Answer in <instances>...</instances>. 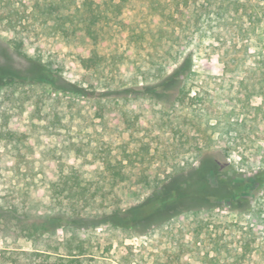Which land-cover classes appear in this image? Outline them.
<instances>
[{
    "label": "rangeland",
    "instance_id": "obj_1",
    "mask_svg": "<svg viewBox=\"0 0 264 264\" xmlns=\"http://www.w3.org/2000/svg\"><path fill=\"white\" fill-rule=\"evenodd\" d=\"M161 1L182 23L171 33V49L163 48L161 55L170 51L176 58L185 53L194 57L187 90L196 99L173 110L121 96L124 89L151 78L154 69L147 55L152 50L137 52L129 46L120 25H102L104 40L99 45L80 34L49 36L52 30L40 25L24 33L25 55L40 60L62 81L0 91V264H31L25 252L63 251L72 237H78L75 243L84 242L83 264H264V194L253 200L251 210H231L223 204L196 213L193 206L182 205L146 230L102 222L97 228L63 227L44 236L29 229L57 211L70 214L67 200L60 205L52 199V184L72 168L85 183L98 180L104 167L100 160L107 154L114 164L129 155L117 191L119 207L128 211L146 202L150 186L170 183L171 188L176 178L188 179L202 155L213 154L223 166L224 149L231 143L237 148L227 161L235 159L236 166L240 155L251 157L248 165L253 167L264 158L262 151L254 152L257 147L245 146L249 137L264 145L262 115L247 112L251 104H261L264 81L261 76L246 81L255 56L245 51L238 20L220 17L218 8L227 1L190 0L185 15L175 6L182 0ZM133 4L148 7V1ZM130 6L124 10L127 21L140 22ZM8 35L0 16V48ZM95 53L101 56L98 68L85 62ZM9 54L16 67L28 65L22 56ZM173 58L165 62L168 69L173 68ZM219 164L216 168L222 172ZM184 192L196 201V184ZM111 210L90 208L86 215L103 216Z\"/></svg>",
    "mask_w": 264,
    "mask_h": 264
},
{
    "label": "trees",
    "instance_id": "obj_2",
    "mask_svg": "<svg viewBox=\"0 0 264 264\" xmlns=\"http://www.w3.org/2000/svg\"><path fill=\"white\" fill-rule=\"evenodd\" d=\"M144 1H148V7L143 8L145 11L134 5L133 0L118 2L115 0H80V2L78 0H0V8L3 10L0 15L1 21L9 34L5 39L6 46L0 48V57L4 59V62L0 63V91L13 86L37 84L56 86L62 81L40 60L36 61L25 55L27 39L24 33L30 31V26L40 25L46 27V30H52V33H46L49 36L80 34L93 44L99 45L104 40L101 35L102 25L113 23L124 29L129 46L137 52L139 49L152 50L147 55L151 69H154V75H151V78L145 77L141 85L136 84L124 89L121 91L123 92L121 96L125 99L133 97L151 100L163 105L165 109L172 110L177 105L183 106L186 101L191 103L196 99L187 90L194 71L192 53L180 55V59L178 56L174 57L170 51L166 53V57L160 53L165 47L171 49V33H175V29L182 26V23H179V20L172 15L170 7L161 0H140L142 3ZM226 1L225 6L218 8L220 17L224 19L226 16H233L238 20L236 29L246 41L245 51L248 55L255 56L246 81L253 83L261 76L262 83L264 81V3L254 4L251 0L245 4ZM189 2L190 0L175 2L177 12L185 15L189 9ZM128 3L131 4L132 10L136 9L140 22L127 21L128 17L124 15V10ZM224 26L226 30H230L229 22L224 21ZM167 42H170L169 45H166ZM253 47L256 48L255 52H251ZM10 52L22 56L28 65L23 68L16 67L11 63ZM172 58L175 63L173 68L168 69L169 63L165 62ZM100 60L101 56L95 53L85 62H90L98 68ZM251 94L253 93H250L249 97ZM245 108H248V104ZM254 111L262 115L260 121L263 123L264 95L261 104L258 106L251 104L247 112ZM231 145L224 149L226 160L222 157L223 166L213 154L202 155L196 171H193L188 179L179 181L176 178L171 188L170 183L150 186L152 193L146 202L129 211L119 207L120 199L117 192L119 184L124 181L123 162L129 160V155H126L122 161L116 160L115 164L110 161L113 158L110 154L102 157L100 161L104 164L103 171L100 178L92 182L85 183L72 168L73 171L62 175L52 184L50 191L52 199L60 205L64 200L69 202L70 214L57 211L48 216L43 223L28 228L41 236L63 227L73 231L97 228V222L125 229L140 227L146 230L168 219L169 214L176 212V209L181 208L182 205L193 206L196 213L211 211L223 204L231 210L238 208L251 210L253 200L264 194V158L261 157L258 166L253 167L248 165L251 157L240 155L236 166L235 159L227 161L237 148V144L233 146L231 143ZM246 145L248 149L251 146L257 147L254 152L259 150L264 154V145L256 144L250 137ZM149 150L150 148L147 153ZM145 160L147 159H140L141 162ZM216 163L220 165L222 172L218 171ZM193 184H196V201L184 192ZM98 206L112 210L103 216L86 215L87 210L90 208L96 210ZM77 239L72 237L67 241L63 251L55 248L49 254L41 251L24 254L31 257V264H83L82 258L86 254L85 245L82 240L75 243Z\"/></svg>",
    "mask_w": 264,
    "mask_h": 264
}]
</instances>
